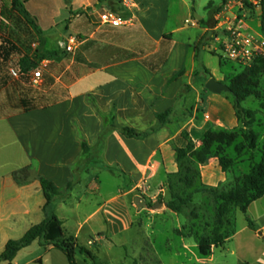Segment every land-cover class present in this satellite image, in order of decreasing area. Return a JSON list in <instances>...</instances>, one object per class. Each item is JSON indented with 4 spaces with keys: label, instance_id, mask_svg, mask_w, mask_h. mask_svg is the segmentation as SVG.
I'll use <instances>...</instances> for the list:
<instances>
[{
    "label": "crops",
    "instance_id": "1",
    "mask_svg": "<svg viewBox=\"0 0 264 264\" xmlns=\"http://www.w3.org/2000/svg\"><path fill=\"white\" fill-rule=\"evenodd\" d=\"M99 1L28 0L24 4L29 23L23 21L19 26L30 28L35 23V28L42 30L69 22L74 31L68 37L78 42L67 56L47 53L39 44L45 55L41 60L32 59L43 70L42 85L36 94L28 90L25 81L7 80L0 68V253L8 241L21 239L32 226L51 216L60 221L64 236L76 238L88 250L100 247L106 238L103 227L111 237L131 228L133 214L128 198L140 182L151 178L157 186L161 181L159 170L167 172L164 154L180 137L179 133L168 134L170 123L144 139L128 138L117 130L99 139L103 122L92 101L102 114L113 111L116 125L138 132L148 130L135 128L146 121L153 122L149 129L157 126L156 114L179 104L181 98L176 99L185 93H194L199 103L201 95L192 78L198 74L197 44L212 30L205 19L193 22L186 18L184 23L192 21L188 24L192 36L187 34L182 43L176 44L173 35L185 33L187 28L174 26L167 33L170 0H128L129 5L124 0H109L116 14L130 20L121 27L99 24L98 14L108 9ZM16 24L10 22L9 29ZM1 37L0 30V45ZM9 39L18 47L15 40ZM22 55L28 56L23 51ZM19 57L15 55L10 61L17 64ZM179 71L183 72L181 76L172 79ZM186 86L189 90H184ZM22 99L35 107L23 108ZM225 100L208 101L218 105L213 110L218 115L215 123L227 130L236 119L232 104ZM187 105L185 101L182 107ZM222 108L228 115L224 116ZM229 116L233 118L229 120ZM194 118L195 114L190 115L189 122ZM80 134L88 145L87 154L83 153ZM173 158L176 163L175 152ZM26 167H31V176L27 183L18 185L12 174ZM112 169L122 183L115 192L101 193L98 175ZM39 178L61 191L71 181L72 188L44 208ZM95 198L98 201L93 210L81 215L82 206ZM247 213L256 226V231L247 226L248 230L255 236L264 234V197L250 204ZM98 216L99 224L95 221ZM73 221L75 226L71 228ZM259 221L262 223L257 225ZM82 233L86 245L79 242ZM56 251L52 245L34 241L21 249L11 264H44L45 257ZM76 264L87 263L78 255Z\"/></svg>",
    "mask_w": 264,
    "mask_h": 264
},
{
    "label": "rangeland",
    "instance_id": "2",
    "mask_svg": "<svg viewBox=\"0 0 264 264\" xmlns=\"http://www.w3.org/2000/svg\"><path fill=\"white\" fill-rule=\"evenodd\" d=\"M210 1L212 4L208 5ZM218 5H220V0H170L167 33L174 26L186 27L185 33L173 35V41L176 44L182 43L187 34L192 36V30L189 29L188 24L184 23V20L188 18L194 22L196 17H203L205 24L212 29L215 18L214 11ZM257 24V21L249 22V27L259 32L260 29ZM16 25L10 29L9 38L15 40L20 52H25L31 59L41 60L45 55L41 51L42 48H45L47 53L68 55L66 51H63L61 43L66 41L70 34H73L74 29L69 22L62 21L55 27L48 26L42 30L36 29L35 23H31L30 28ZM208 35L209 41L206 46L199 48L197 53L196 69L198 74L192 78L195 88L201 95L199 103L195 101L194 93L182 95L179 104L176 106L173 119L167 126L169 135L174 132L180 134L184 131L197 148L201 146V138L206 130L222 129L215 123L218 115L213 110L218 105L209 102V98L218 101L226 98L227 104L232 102V96L229 93H210L205 89V84L209 79L214 78L228 85L229 80L241 71L234 63L221 57L218 45L214 41L215 33L210 31ZM41 43L42 48L39 46ZM220 57L222 64L219 66ZM11 67L16 68L17 65L10 60L2 67V73L5 74L7 80L12 79L8 74V69ZM37 68L41 70L43 75L41 67ZM257 83V93L264 98V73L258 76ZM28 90L33 94L39 92L38 89L30 87ZM185 101L188 105L184 109L182 106L185 107ZM191 105L193 107L189 109ZM242 106L246 109L255 110L259 108V102L251 96ZM225 107L228 109L227 105ZM223 109L221 111L224 112ZM194 114L195 118L190 123V119L186 115L193 116ZM225 115L228 114L224 112ZM230 118L233 117L229 116L228 119L230 120ZM228 119L225 118V121L228 122ZM258 119H261V115H258ZM146 122V124L135 128L142 131L153 125L152 120ZM227 130L238 134L237 146L225 148L219 152L214 149L213 154L204 164H198L188 159L180 164L175 163L174 148L184 147L186 144V141L180 137L175 140L168 152L164 154L163 160L167 172L162 169L159 170L160 183L155 186L156 184L154 180H150L151 178L146 183L140 182L144 189L137 188L128 198V205L133 214L131 228L123 234L111 237L107 236V229L103 227L106 238L103 239L100 247L95 245L90 248V251L96 253L101 263L264 264V234L255 236L250 232L246 222V216L249 217L250 214H243L237 208H232L229 222L222 230L228 236L226 242L218 248H212L211 255L207 258L201 257L198 252L197 239L201 236L210 237L213 230L214 209L209 191L211 189L229 190L240 177L249 171L251 156L254 157L255 161L260 158L257 151L254 153L249 151L248 146L243 141L242 133L249 130L254 131L259 137L258 146L261 147L264 143V126H259L258 123L244 128L242 123L236 121ZM221 157L227 164L225 171L221 168ZM175 167L176 172H172ZM98 176L103 187L101 193L115 192L122 183L121 177L114 169L102 171ZM185 179L192 180L194 186L188 188ZM169 183H171L172 189H169ZM172 192L191 197L180 214L172 212L167 208V205H163L171 200ZM133 196L139 197L140 202H144L145 206L138 207ZM97 201L98 199L95 198L90 204L82 206L81 215L91 212ZM158 204L162 206L155 208V205ZM99 219L100 216L96 217L95 221L98 223ZM261 223L262 221H259L257 225ZM69 225L73 228L75 222H70ZM86 241L84 233L80 234L79 242L86 245ZM85 248L88 249V247ZM44 264H68V262L62 252L56 251L45 257Z\"/></svg>",
    "mask_w": 264,
    "mask_h": 264
},
{
    "label": "trees",
    "instance_id": "3",
    "mask_svg": "<svg viewBox=\"0 0 264 264\" xmlns=\"http://www.w3.org/2000/svg\"><path fill=\"white\" fill-rule=\"evenodd\" d=\"M28 0H0V15L1 24L0 30L2 33L1 45H0V68L3 64L7 63L15 55L20 56L19 61L16 64L19 71L24 74L31 69H36L38 63L29 56H23L19 48L9 39V23H21L23 21L28 22L27 12L24 4ZM226 0H220V4ZM100 4L106 5L109 10L115 12L110 5L109 0L99 1ZM212 4L210 1L208 5ZM220 9V5L215 8L214 14ZM261 30L264 31V19L261 20ZM209 35L206 33L197 44V51L199 48H204L208 41ZM222 58L220 57V64H222ZM238 67V66H237ZM241 71L229 80L228 87L230 88L229 94L232 96V109L237 122L242 123L244 128H248L254 123H258L259 126H264V98L257 93L258 76L264 73V58L258 57L254 59L253 63L249 67L241 68ZM155 69H152L154 71ZM205 72H207L205 70ZM183 72L179 71L172 79L181 76ZM23 81L26 83V79L22 76ZM184 90H189V87H184ZM254 97L259 102V108L252 110L246 109L242 104L249 97ZM181 96L176 100L179 101ZM92 106L96 109V113L102 119V129L99 133V139H101L107 132L111 130H117L122 135L128 138L144 139L148 135L156 132L159 128L165 127L170 123L171 117L174 116L176 106L167 109L166 111L156 114L158 125L151 127L145 132H138L128 126H118L115 124V115L110 113L109 115L102 114L96 107L95 102H91ZM21 105L27 109L35 107V104L29 100L22 99ZM258 115H261V119H258ZM190 115H187L189 118ZM180 138L186 141L184 147L174 148L175 159L177 163H182L184 160H193L198 164H204L207 159L213 154L214 149L218 152L230 148L236 147V140L238 134L233 131L225 129L206 130L201 138V146L197 148L192 141L188 138L187 134L182 131ZM82 141V150L84 154L88 153V145L85 142L83 136L80 134ZM243 141L248 146L250 152H258L260 158L258 161L254 160V157L250 158L249 171L240 177L235 185L229 190H215L211 189L209 195L214 209L213 230L210 237L201 236L197 239V248L199 255L203 258H207L211 255L212 248H218L222 246L228 236L222 232L225 225L229 222V216L232 208H237L243 214L247 213V209L253 202L264 197V143L261 147L258 146L259 137L254 131H244L242 133ZM84 159H82L83 161ZM221 168L223 171L227 169V164L223 158H220ZM31 176V167H26L18 172L12 174L13 180L22 185L28 182ZM39 183L45 197L44 208H47L52 200L57 197L66 196L72 188V182H68L63 191L59 190L52 182L39 178ZM186 186L192 188L194 182L190 179H185ZM169 189H172L171 183L168 184ZM172 198L167 203V208L174 213L180 214L183 207L191 198L189 195H180L177 192H172ZM247 226L250 230L256 231V227L250 217L246 216ZM34 241H39L42 245H52L55 249L62 252L68 264H76V256L80 255L84 261L89 264H103L101 263L96 253L82 247L77 243L76 238L72 236H64L61 228L60 221L51 216L41 222L40 224L32 226L24 236L19 240L8 241L0 253V262L12 263L16 254L23 248L30 246Z\"/></svg>",
    "mask_w": 264,
    "mask_h": 264
},
{
    "label": "built area",
    "instance_id": "4",
    "mask_svg": "<svg viewBox=\"0 0 264 264\" xmlns=\"http://www.w3.org/2000/svg\"><path fill=\"white\" fill-rule=\"evenodd\" d=\"M128 4V0H124ZM129 5V4H128ZM264 19V0H226L220 4L219 11L215 14L212 32L215 33L214 41L217 43L221 57L236 66L249 67L254 59L264 58V31L261 30V20ZM100 25L121 27L130 23L115 12L104 8L98 14ZM257 21L259 32L249 27V22ZM192 24V21H186ZM75 37H68L62 43V48L71 53L77 43ZM8 74L13 80L23 81L30 88L38 89L42 85L43 75L41 70L31 69L22 74L18 68H9ZM208 119V116H206ZM139 189H144L138 186Z\"/></svg>",
    "mask_w": 264,
    "mask_h": 264
},
{
    "label": "water",
    "instance_id": "5",
    "mask_svg": "<svg viewBox=\"0 0 264 264\" xmlns=\"http://www.w3.org/2000/svg\"><path fill=\"white\" fill-rule=\"evenodd\" d=\"M196 19H200V17H196ZM205 89L207 91H209L210 93H213V94H221V93H229L230 92V88L228 87V85H226L220 81H217L214 78H211L207 81V83L205 84ZM134 202H135V204L138 205V207L145 206L144 202H140L139 197H136L134 199ZM163 205L166 206L167 204L165 203ZM161 206H162L161 204H158V205H155V208L161 207ZM258 235L261 236V232H259Z\"/></svg>",
    "mask_w": 264,
    "mask_h": 264
}]
</instances>
